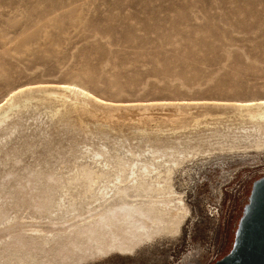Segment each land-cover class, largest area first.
Returning a JSON list of instances; mask_svg holds the SVG:
<instances>
[{"label": "rangeland", "instance_id": "rangeland-1", "mask_svg": "<svg viewBox=\"0 0 264 264\" xmlns=\"http://www.w3.org/2000/svg\"><path fill=\"white\" fill-rule=\"evenodd\" d=\"M69 81L121 107V120L82 110L63 119L40 93L12 97L0 130V264H25L5 227L44 225L61 197L82 199L76 184L98 170L90 155L101 149L110 167L128 151L147 159L156 148L185 152L170 183L189 217L180 236L81 264H176L187 253L209 264L228 253L252 183L264 175V146L246 148L252 137H240L245 122L230 106L188 103L264 97V0H0V105L20 85ZM161 100L173 106H147ZM70 254L49 259L74 264Z\"/></svg>", "mask_w": 264, "mask_h": 264}, {"label": "bare ground", "instance_id": "bare-ground-1", "mask_svg": "<svg viewBox=\"0 0 264 264\" xmlns=\"http://www.w3.org/2000/svg\"><path fill=\"white\" fill-rule=\"evenodd\" d=\"M31 92L40 93L44 103L55 104L58 108L53 111L55 114L61 107L63 119L74 116L81 110L105 120L120 119L118 112L122 110L121 107L103 105L100 98H96L87 87L75 81L36 86L25 84L10 90L5 97V103L0 105V130L16 107L11 101L12 97L15 94ZM29 101V97L25 96L22 103L25 105ZM189 101L191 108L206 105L230 106L233 109L231 116L245 122L238 126V129L243 131L240 137L245 139L252 137L246 148L264 146V140L259 136L264 135V97ZM147 106L165 108L173 105L167 100H161L149 101ZM147 106L138 107V110L143 111L148 108ZM130 107L122 108L126 111ZM147 113L146 115H151ZM160 115L159 117L162 116ZM213 116L217 118L220 115L203 113L204 118ZM247 123L249 125H246ZM168 151L166 148L152 149L151 159L145 158L140 153L135 155L128 151L131 158L118 161L112 167L109 166L105 151L101 149L91 153V160L99 167L96 172L87 175L86 182L76 184L82 188V199L66 202L61 197L55 209L47 216L48 222L44 225L29 229H24L23 224L5 227L10 233V241L19 242L24 247L23 262L51 264L52 259H49V256L59 254L67 259L69 255H66L71 252L70 263L81 264L111 252L133 254L141 245H154L156 238L160 236H180L184 221L189 214V206L173 189L170 182L174 168L186 157V153L179 151L176 155ZM13 233L15 237L12 238ZM194 259L193 253H187L176 264H194L196 263Z\"/></svg>", "mask_w": 264, "mask_h": 264}, {"label": "water", "instance_id": "water-1", "mask_svg": "<svg viewBox=\"0 0 264 264\" xmlns=\"http://www.w3.org/2000/svg\"><path fill=\"white\" fill-rule=\"evenodd\" d=\"M209 264H264V175L252 183L231 249Z\"/></svg>", "mask_w": 264, "mask_h": 264}, {"label": "built area", "instance_id": "built-area-1", "mask_svg": "<svg viewBox=\"0 0 264 264\" xmlns=\"http://www.w3.org/2000/svg\"><path fill=\"white\" fill-rule=\"evenodd\" d=\"M199 182H201V181H199ZM203 182V181H202ZM204 183H201V185H203ZM218 196H219V199H215V200H213L212 202H211V205L209 206V211H210V215H214V214H218V211L220 210V208L222 207L221 206V203H222V200H223V198H222V196H223V191L221 190V188L219 189V191H218ZM217 255V254H216Z\"/></svg>", "mask_w": 264, "mask_h": 264}]
</instances>
